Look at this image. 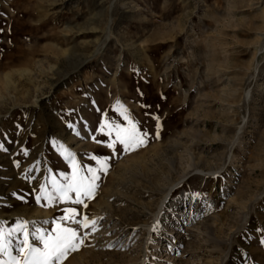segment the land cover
I'll return each mask as SVG.
<instances>
[{
    "label": "rangeland",
    "instance_id": "374dc122",
    "mask_svg": "<svg viewBox=\"0 0 264 264\" xmlns=\"http://www.w3.org/2000/svg\"><path fill=\"white\" fill-rule=\"evenodd\" d=\"M57 225L60 264H264V0H0V264Z\"/></svg>",
    "mask_w": 264,
    "mask_h": 264
},
{
    "label": "snow or ice",
    "instance_id": "6c2138e0",
    "mask_svg": "<svg viewBox=\"0 0 264 264\" xmlns=\"http://www.w3.org/2000/svg\"><path fill=\"white\" fill-rule=\"evenodd\" d=\"M159 127V125H157ZM116 132V139L120 144L124 146L125 151L129 149H134L136 147L142 146L145 144V139L142 135L137 131L136 126L131 124L128 128H121L120 126H114V128H110L109 131ZM146 135V134H145ZM112 144H109L108 147H112ZM96 177H93L95 180ZM95 188L94 183H88L85 185L83 178H77L76 173L74 172L71 182L65 189H61L62 197L66 195L68 191L76 192V200L73 203L80 204L83 203L81 196H87L89 199L92 198V193ZM43 192L44 190L41 189ZM47 199H51L52 197L48 196ZM41 197L37 196V203L40 202ZM86 207V205H85ZM70 215L64 217L65 219H72L75 217V210H69ZM47 221H45L46 223ZM73 223H82L81 221L73 220ZM95 223L94 221L92 222ZM83 226H88L87 217L84 218ZM22 228V226H19ZM155 226H154V229ZM39 231V229L37 230ZM55 235L48 234L45 236L41 233L38 237L43 247H35L33 244L29 243L28 233L25 231V239L22 242V246L18 249V251L23 255V261L17 260L15 257L9 258V261L4 262V264H60V262L65 259L67 254L72 251L78 250L80 245L83 243V240L78 236L76 230L70 227H61L57 225L54 229ZM11 233H9L10 235ZM259 243L264 245V238H261ZM0 252H7V247L4 243L3 234L0 233Z\"/></svg>",
    "mask_w": 264,
    "mask_h": 264
},
{
    "label": "bare ground",
    "instance_id": "6f19581e",
    "mask_svg": "<svg viewBox=\"0 0 264 264\" xmlns=\"http://www.w3.org/2000/svg\"><path fill=\"white\" fill-rule=\"evenodd\" d=\"M7 78V77H6ZM8 86V85H7Z\"/></svg>",
    "mask_w": 264,
    "mask_h": 264
}]
</instances>
